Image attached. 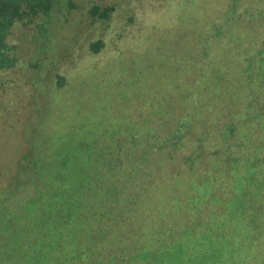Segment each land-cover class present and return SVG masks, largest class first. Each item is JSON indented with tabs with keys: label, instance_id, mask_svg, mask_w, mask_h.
I'll list each match as a JSON object with an SVG mask.
<instances>
[{
	"label": "trees",
	"instance_id": "1",
	"mask_svg": "<svg viewBox=\"0 0 264 264\" xmlns=\"http://www.w3.org/2000/svg\"><path fill=\"white\" fill-rule=\"evenodd\" d=\"M7 83L0 264H264V0H0Z\"/></svg>",
	"mask_w": 264,
	"mask_h": 264
},
{
	"label": "rangeland",
	"instance_id": "2",
	"mask_svg": "<svg viewBox=\"0 0 264 264\" xmlns=\"http://www.w3.org/2000/svg\"><path fill=\"white\" fill-rule=\"evenodd\" d=\"M109 3L111 2H115V1H118V0H107ZM130 13H136L137 14V22L135 23L133 29L132 28H129L128 29V34L131 35L133 33L134 30H139V31H142L143 29H145L147 26H146V22L150 23L149 21H139L141 19V16L143 15L144 13V10H143V7L141 9H135V7H129V6H126L122 12H119L117 14V17L120 18V23L119 25H122L125 21V18L130 14ZM142 23V25L140 26L139 24ZM124 24H127V22H125ZM134 24V23H133ZM132 24V25H133ZM32 30H29L26 34L24 35H21V36H18L17 37V45H16V50H15V55L17 56V58L19 59V61H22L29 48L31 47V44H30V40H29V34ZM173 47L170 49V51L172 52L173 49H175L176 51V55L178 54L177 50H179L180 46H181V43H182V35L180 32H177L175 34V37L173 38ZM106 55V54H104ZM156 60V58H158L159 56L156 55V56H153ZM13 70V69H12ZM26 65H25V69L24 71H22L20 73V76H21V79L24 80L25 76H26ZM13 83L9 84L7 83L6 84V89L3 91V94H0V111H1V115L0 117L2 118L5 114H7V111H10L12 114L19 111L20 108H19V101H18V93H16V90L15 88L12 86ZM17 86V85H16ZM0 93H2V89H0ZM46 112H48V110L46 109ZM47 115V114H46ZM48 119V116L47 118ZM5 128H9V126H6V127H0V146L2 144H4V146H7L8 144V140L7 139H10V131H4ZM5 141V142H4ZM4 165L3 166H0V171H2L3 169L5 170L6 168H9L10 167V162H4Z\"/></svg>",
	"mask_w": 264,
	"mask_h": 264
}]
</instances>
